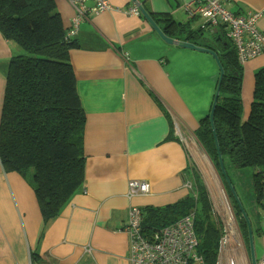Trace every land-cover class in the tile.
I'll list each match as a JSON object with an SVG mask.
<instances>
[{"label":"crops","instance_id":"0c3cea01","mask_svg":"<svg viewBox=\"0 0 264 264\" xmlns=\"http://www.w3.org/2000/svg\"><path fill=\"white\" fill-rule=\"evenodd\" d=\"M107 1L115 9L146 6L190 30L204 26L186 15L191 0ZM54 2L67 30L75 11L67 0ZM226 6L235 15L260 12L257 28L264 37V0H228ZM76 38L80 45L69 50V59L85 114L84 181L44 224L28 179L0 164V264H129V208L171 205L192 189L186 171L198 167L194 132L210 112L219 77L213 56L181 48L175 39L168 45L142 15L119 11L90 15ZM19 52L0 34V116L9 60ZM260 70L264 52L241 66L243 119ZM130 181L147 182L150 194L127 199ZM257 213L262 220L264 208ZM260 232L253 241L255 260L264 258Z\"/></svg>","mask_w":264,"mask_h":264},{"label":"trees","instance_id":"16d2710c","mask_svg":"<svg viewBox=\"0 0 264 264\" xmlns=\"http://www.w3.org/2000/svg\"><path fill=\"white\" fill-rule=\"evenodd\" d=\"M143 8L166 37L210 50L217 56L222 81L212 121L209 114L201 119L194 136L220 173L246 243L247 225L241 207L249 220L254 221L256 233L261 235L262 230L257 210L252 207L264 208V70L255 73L250 113L243 119L241 66L225 34L209 26L190 30L186 24H176L165 15ZM70 27L64 29L54 0H0V34L20 49L18 55L10 58L6 76L0 116V164L4 171L28 179L44 224L60 214L84 181L85 114L75 92L69 59V50L80 45L76 38L80 25L71 36ZM215 141L224 173L241 207L220 172ZM227 169L233 177L243 175V170L252 172L253 197L241 191L239 180L235 182ZM186 174L192 188L188 196L164 207L142 209L141 229L149 236L192 213L202 264H216L221 222L215 217L197 170L191 167ZM32 260L42 262L35 254Z\"/></svg>","mask_w":264,"mask_h":264},{"label":"built area","instance_id":"2783aa9c","mask_svg":"<svg viewBox=\"0 0 264 264\" xmlns=\"http://www.w3.org/2000/svg\"><path fill=\"white\" fill-rule=\"evenodd\" d=\"M75 11L68 35H74L81 22L90 15L102 12L119 11L125 15L140 17V5L131 8L115 9L107 0H67ZM228 0H191L184 6L186 15L191 19L204 21L203 29L221 30L234 47L236 59L240 66L264 52V37L257 24L262 14L247 13L235 15L226 6ZM264 192V175L262 178ZM188 189L190 184H186ZM150 194V185L144 181H130L127 185V199ZM264 205V193H263ZM234 216V215H233ZM226 213L221 217L222 235L219 240L216 264H241L243 258V241L235 217ZM194 215L192 213L168 224L158 232L146 236L141 229L142 210L130 207L124 232L129 237V264H202L198 255V241L194 233ZM264 219V218H263ZM85 252L91 248L86 247ZM243 250V251H242ZM264 264V258L256 260Z\"/></svg>","mask_w":264,"mask_h":264},{"label":"rangeland","instance_id":"374dc122","mask_svg":"<svg viewBox=\"0 0 264 264\" xmlns=\"http://www.w3.org/2000/svg\"><path fill=\"white\" fill-rule=\"evenodd\" d=\"M215 64L217 65V63L215 62ZM219 73V70L218 72ZM217 78H218V74H217ZM196 143V156L199 158L198 161V167H196V170L202 180V183L204 184L207 193L209 195V199L215 214V217L221 221V217H223V219L225 220L226 217V213L227 212H231L232 216H233V212L234 210H232L233 208H231V203H230V198L228 196V192L227 189L225 188L221 177H220V173L218 172V170L215 169V167L213 166V164L211 163L210 159L208 158V156L206 155V153L204 152V150L202 149V147L199 145L198 142H194ZM200 166H203L204 169ZM227 172L230 176L233 177V173L230 169H227ZM243 175H236L234 178L235 182L236 180H239V188L241 186V191L243 193H245L249 198L254 196V192H253V188H252V172L249 170H243L242 171ZM238 195V194H237ZM253 209L259 210V207H252ZM261 212V210H260ZM259 212V215L261 216V213ZM245 213V212H244ZM246 215V213H245ZM234 217V216H233ZM246 218L250 224V228H251V234H252V239L254 241V239L256 238V235H258L256 233V229H255V223L254 221L251 222V220H249L248 216L246 215ZM261 223V228L264 230V220H260ZM237 225V224H236ZM238 229V228H237ZM240 233V232H239ZM241 236V235H239ZM245 240V239H244ZM242 241V240H241ZM246 241V240H245ZM243 247H244V253H243V258L241 260V264H250V255H249V249H248V242H244L242 243ZM246 247H245V245ZM257 246V243L255 244V247ZM258 248V247H257Z\"/></svg>","mask_w":264,"mask_h":264},{"label":"water","instance_id":"95a60500","mask_svg":"<svg viewBox=\"0 0 264 264\" xmlns=\"http://www.w3.org/2000/svg\"><path fill=\"white\" fill-rule=\"evenodd\" d=\"M139 9H140V13H141L142 17L148 22V24L152 27V29L159 36V38L164 43H166L168 45H171L174 41L172 39L166 37L162 33V31L157 26V24L152 20V18L150 17V15L142 7H139ZM178 45L181 48H184V49H190V50H196V51H201V52L209 53L210 55L213 56L215 62L217 63V66H218V69H219V77H218V81H217V85H216L214 97H213L212 104H211L212 109H211V111L209 113V119H210V122H211L212 121V114H213L214 105L216 103V100H217V97H218V93H219L220 84H221V81H222V71H221V68H220V65H219L217 56H216V54L214 52H212L210 50H206V49H203V48H200V47H196V46H194L192 44H189V43H186V42L185 43L184 42H179ZM215 145H216V150L218 152L220 172H221V174H222L225 182L227 183V186L229 187V189L231 191V194L233 195L234 200L239 205V207H241V205H240V203L238 201V198L236 197V194L234 193L233 189L231 188V185H230V183H229V181L226 178V175L224 173V168H223L221 156H220V153H219L218 144H217L216 141H215ZM240 209L242 211V215H243V217H244V219L246 221V225H247L250 264H256V260H255V256H254V250H253V239H252L250 224H249V222H248V220L246 218V215H245L244 210L242 209V207Z\"/></svg>","mask_w":264,"mask_h":264}]
</instances>
